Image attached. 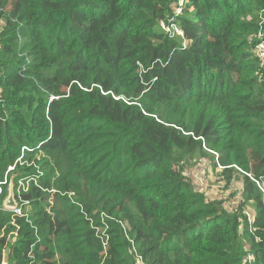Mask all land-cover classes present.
<instances>
[{"label": "trees", "instance_id": "trees-1", "mask_svg": "<svg viewBox=\"0 0 264 264\" xmlns=\"http://www.w3.org/2000/svg\"><path fill=\"white\" fill-rule=\"evenodd\" d=\"M177 2L0 0V264H264V0Z\"/></svg>", "mask_w": 264, "mask_h": 264}, {"label": "rangeland", "instance_id": "rangeland-1", "mask_svg": "<svg viewBox=\"0 0 264 264\" xmlns=\"http://www.w3.org/2000/svg\"><path fill=\"white\" fill-rule=\"evenodd\" d=\"M184 1L185 0H180L175 7L177 13L179 12L178 9H180L179 14L181 13V7ZM0 25H2V22H0ZM218 171L219 170L212 169L206 160L196 159L187 163L183 170V176L186 182L206 199L220 201L227 210H232L238 206L240 199H242L240 193L241 181L233 180L231 184H226L223 179L217 175ZM10 190H12V182L9 183L8 191ZM252 213L250 209H247L246 214L248 216H251ZM1 242L3 241L2 235L0 234V243ZM2 264H7V262L3 261Z\"/></svg>", "mask_w": 264, "mask_h": 264}, {"label": "built area", "instance_id": "built-area-1", "mask_svg": "<svg viewBox=\"0 0 264 264\" xmlns=\"http://www.w3.org/2000/svg\"><path fill=\"white\" fill-rule=\"evenodd\" d=\"M180 1V0H179ZM179 12H180V9H178ZM179 12L177 13V10H176V14H179ZM159 25L160 27L162 28V30L167 34L168 37L170 38H173V37H176V36H180V37H183V33L182 31L180 30V28L176 25V23L174 22V20L168 22V23H165L164 21H159ZM182 47H184V42H182ZM258 50V51H257ZM256 53L260 56V57H264V40L260 41L258 43V45L256 46V49H255ZM21 163V162H20ZM10 169H12V167H9ZM25 184V183H24ZM22 184L21 181H19V186H20V189L18 188L16 190V193H17V196H13L14 198V201H15V208H7V207H4L3 205V208L4 210H7V211H11L13 213H17V214H20L21 215V206H20V201L21 200H17V198L19 199V196H20V190L22 191H25L26 190V184L24 185ZM259 185H261V190L263 192V203H264V185H262V183H258ZM26 204V201H23V205ZM107 217L106 214L104 213H101V221L104 222V218ZM96 234L98 235V237L100 238L101 242H102V245H103V248L106 249V246H107V242H108V234H107V225L104 224L102 227H99L96 229ZM141 261V260H140ZM140 264H145L141 261Z\"/></svg>", "mask_w": 264, "mask_h": 264}, {"label": "water", "instance_id": "water-1", "mask_svg": "<svg viewBox=\"0 0 264 264\" xmlns=\"http://www.w3.org/2000/svg\"><path fill=\"white\" fill-rule=\"evenodd\" d=\"M13 196H14V193H13V188H12V190L8 191V195L3 201L4 207L15 208L16 204H15Z\"/></svg>", "mask_w": 264, "mask_h": 264}]
</instances>
